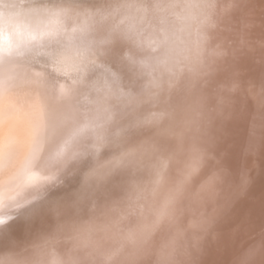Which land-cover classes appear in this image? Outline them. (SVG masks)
Returning a JSON list of instances; mask_svg holds the SVG:
<instances>
[{
	"label": "clouds",
	"instance_id": "clouds-1",
	"mask_svg": "<svg viewBox=\"0 0 264 264\" xmlns=\"http://www.w3.org/2000/svg\"><path fill=\"white\" fill-rule=\"evenodd\" d=\"M0 264H264V0H0Z\"/></svg>",
	"mask_w": 264,
	"mask_h": 264
}]
</instances>
